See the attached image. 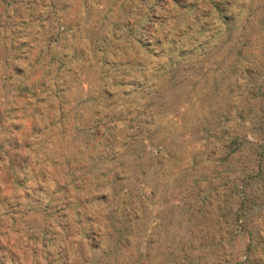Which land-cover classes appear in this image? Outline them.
<instances>
[{"label":"rangeland","instance_id":"obj_1","mask_svg":"<svg viewBox=\"0 0 264 264\" xmlns=\"http://www.w3.org/2000/svg\"><path fill=\"white\" fill-rule=\"evenodd\" d=\"M0 264H264V0H0Z\"/></svg>","mask_w":264,"mask_h":264}]
</instances>
